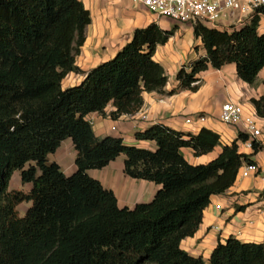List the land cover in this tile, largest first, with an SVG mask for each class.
<instances>
[{
  "label": "trees",
  "instance_id": "16d2710c",
  "mask_svg": "<svg viewBox=\"0 0 264 264\" xmlns=\"http://www.w3.org/2000/svg\"><path fill=\"white\" fill-rule=\"evenodd\" d=\"M260 15L264 7L238 29L194 24L205 56L177 71L179 86L193 90L199 72L227 63L253 83L264 68ZM89 22L80 0H0V264H204L180 242L196 231L210 196L224 193L243 162L254 161L232 142L207 163H189L183 148L200 156L220 143L219 134L204 127L189 134L157 123L136 132L137 139L155 142L153 150L95 136L88 113L105 115L112 103V119L132 114L144 92L162 91L167 76L153 54L172 31L155 22L135 28L113 58L63 89L66 74L79 71L74 58ZM251 101L264 116V96ZM66 138L76 151L70 175L48 160ZM260 149L253 140L252 153ZM121 154L126 175L160 185L150 201L119 207L114 192L87 173ZM14 171L30 184L27 192L8 189ZM259 196L264 199V187ZM24 201L29 207L19 215ZM208 262L264 264V243L229 237Z\"/></svg>",
  "mask_w": 264,
  "mask_h": 264
},
{
  "label": "crops",
  "instance_id": "0c3cea01",
  "mask_svg": "<svg viewBox=\"0 0 264 264\" xmlns=\"http://www.w3.org/2000/svg\"><path fill=\"white\" fill-rule=\"evenodd\" d=\"M80 1L89 11L90 22L74 58L79 71L66 74L61 83L63 89L79 84L91 68L113 58L130 41L135 28L155 22L161 29L172 31L164 43L156 46L153 54V59L163 67L167 76L162 91L144 92L141 107L132 114H121L112 119L109 116L114 109L112 103L105 107V115L88 113L85 118L90 121L95 136L120 137L125 145L153 150L156 147L154 141L135 137L136 132L153 124H164L189 134H196L203 127L218 133L220 143L206 154L194 156L189 148L181 150L191 164L207 163L219 154L222 146L236 142L238 152L249 155L259 171L248 176L238 174L224 193L212 194L196 231L183 238L180 247L209 264L208 258L215 245L229 237L242 242L264 243V199L259 196L264 187V126L263 133L254 137L261 149L252 153V148L244 147L238 138L240 129L219 119L221 105L227 101L241 104L246 113L256 112L251 100L264 96V68L253 83H247L237 76L234 63L218 69L208 66L196 75L195 89L181 88L177 71L205 56L200 37L194 35V25L158 16L133 0ZM257 31L264 33V15H260ZM198 114L205 115L206 120H196ZM141 115L146 116L142 118ZM189 116L193 120L186 123ZM75 155L71 138H66L55 152L48 155V160L57 162L64 174L70 175L76 170ZM123 161L124 155L121 154L104 167L88 169L87 173L114 192L119 207H133L136 203L150 201L160 185L126 175ZM28 207L29 202L19 215H23Z\"/></svg>",
  "mask_w": 264,
  "mask_h": 264
},
{
  "label": "built area",
  "instance_id": "2783aa9c",
  "mask_svg": "<svg viewBox=\"0 0 264 264\" xmlns=\"http://www.w3.org/2000/svg\"><path fill=\"white\" fill-rule=\"evenodd\" d=\"M150 12L168 17L178 23H201L202 25L223 29H238L247 24L252 14L259 7H264V0H133ZM146 115H141L145 118ZM196 120L203 122L206 116L198 114ZM219 119L221 122L237 126L240 132L248 135L241 140L246 148H252V141L263 133L264 117L255 113H246L241 104L227 101L221 105ZM192 116L185 119L191 123ZM238 147V146H237ZM259 167L255 162L244 161L238 174L248 176L257 173Z\"/></svg>",
  "mask_w": 264,
  "mask_h": 264
},
{
  "label": "rangeland",
  "instance_id": "374dc122",
  "mask_svg": "<svg viewBox=\"0 0 264 264\" xmlns=\"http://www.w3.org/2000/svg\"><path fill=\"white\" fill-rule=\"evenodd\" d=\"M29 184L21 182L19 171H14L10 177L8 189L9 190H22L27 192L29 190ZM27 205V202H21L17 205L19 214L22 213L24 206Z\"/></svg>",
  "mask_w": 264,
  "mask_h": 264
}]
</instances>
